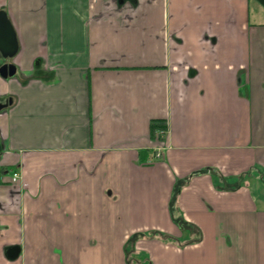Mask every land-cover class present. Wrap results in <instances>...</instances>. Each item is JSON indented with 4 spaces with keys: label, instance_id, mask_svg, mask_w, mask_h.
Instances as JSON below:
<instances>
[{
    "label": "crops",
    "instance_id": "obj_1",
    "mask_svg": "<svg viewBox=\"0 0 264 264\" xmlns=\"http://www.w3.org/2000/svg\"><path fill=\"white\" fill-rule=\"evenodd\" d=\"M0 10L18 42L0 166L20 172L0 177V264H264L257 0Z\"/></svg>",
    "mask_w": 264,
    "mask_h": 264
},
{
    "label": "water",
    "instance_id": "obj_2",
    "mask_svg": "<svg viewBox=\"0 0 264 264\" xmlns=\"http://www.w3.org/2000/svg\"><path fill=\"white\" fill-rule=\"evenodd\" d=\"M264 7V0H257ZM18 51V42L13 26L4 10H0V54L4 59H12ZM16 65L12 62H4L0 65V77L7 79L15 76ZM12 104V98L8 101H0V111Z\"/></svg>",
    "mask_w": 264,
    "mask_h": 264
},
{
    "label": "trees",
    "instance_id": "obj_3",
    "mask_svg": "<svg viewBox=\"0 0 264 264\" xmlns=\"http://www.w3.org/2000/svg\"><path fill=\"white\" fill-rule=\"evenodd\" d=\"M166 129V122L165 120H162V119H154L150 122V134L152 137L155 136L157 130H165ZM199 172H211V173H215V170L213 168H203V169H200L194 173H199ZM178 190H179V186L176 185L175 186V189H174V192H173V195H172V201L175 200L177 194H178ZM178 223H180L178 221ZM181 224V223H180ZM164 237L166 238H171V236H168V235H165V234H162Z\"/></svg>",
    "mask_w": 264,
    "mask_h": 264
},
{
    "label": "flooded vegetation",
    "instance_id": "obj_4",
    "mask_svg": "<svg viewBox=\"0 0 264 264\" xmlns=\"http://www.w3.org/2000/svg\"><path fill=\"white\" fill-rule=\"evenodd\" d=\"M10 62V61H9ZM16 73H17V70H16ZM16 75V74H15ZM13 77H15V76H13ZM12 98V96H10V95H3V96H0V101L1 102H5V101H8L9 100V98ZM13 100V99H12ZM10 106V105H9ZM8 106V107H9ZM7 107V108H8ZM5 110V109H4ZM3 111V110H2ZM14 173H17L18 174V178H17V180L16 181H12V177H13V174ZM7 174H9V176H7ZM0 177L1 178H3V177H7L8 178V180H9V182L10 183H16L17 181H18V179L20 178V172L18 171V170H14V169H12V170H7V168H5L4 166L3 167H1L0 166Z\"/></svg>",
    "mask_w": 264,
    "mask_h": 264
},
{
    "label": "built area",
    "instance_id": "obj_5",
    "mask_svg": "<svg viewBox=\"0 0 264 264\" xmlns=\"http://www.w3.org/2000/svg\"><path fill=\"white\" fill-rule=\"evenodd\" d=\"M165 130H157L156 134L157 135H161V134H164ZM161 154L160 153H157V156H160ZM18 178V174L17 173H14L13 174V177H12V181H16Z\"/></svg>",
    "mask_w": 264,
    "mask_h": 264
},
{
    "label": "rangeland",
    "instance_id": "obj_6",
    "mask_svg": "<svg viewBox=\"0 0 264 264\" xmlns=\"http://www.w3.org/2000/svg\"><path fill=\"white\" fill-rule=\"evenodd\" d=\"M7 176H9V174H7Z\"/></svg>",
    "mask_w": 264,
    "mask_h": 264
}]
</instances>
